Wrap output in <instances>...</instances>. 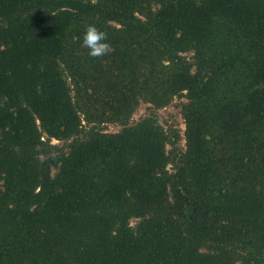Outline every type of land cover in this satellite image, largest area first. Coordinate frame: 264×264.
Instances as JSON below:
<instances>
[{
	"label": "trees",
	"instance_id": "obj_1",
	"mask_svg": "<svg viewBox=\"0 0 264 264\" xmlns=\"http://www.w3.org/2000/svg\"><path fill=\"white\" fill-rule=\"evenodd\" d=\"M0 264H264V0H0Z\"/></svg>",
	"mask_w": 264,
	"mask_h": 264
},
{
	"label": "rangeland",
	"instance_id": "obj_2",
	"mask_svg": "<svg viewBox=\"0 0 264 264\" xmlns=\"http://www.w3.org/2000/svg\"><path fill=\"white\" fill-rule=\"evenodd\" d=\"M184 100L183 98H174L172 102L163 107L155 110L156 116L159 120V122L165 127V128H175L178 129L179 134L182 136L183 135V129H184V123L183 119L180 114V103L181 101ZM148 104L147 103H141L138 108L135 110L133 113L132 119L136 120L139 117L145 115L148 112L147 108ZM119 125L113 124V123H107L104 125L103 128H105L107 131L113 132L119 129ZM57 142V141H53ZM180 145L184 146V139L181 138L180 140ZM134 219H131V223H134Z\"/></svg>",
	"mask_w": 264,
	"mask_h": 264
},
{
	"label": "clouds",
	"instance_id": "obj_3",
	"mask_svg": "<svg viewBox=\"0 0 264 264\" xmlns=\"http://www.w3.org/2000/svg\"><path fill=\"white\" fill-rule=\"evenodd\" d=\"M82 46L88 49V55L92 57H103L111 51L106 32L91 23L86 25L83 32Z\"/></svg>",
	"mask_w": 264,
	"mask_h": 264
}]
</instances>
